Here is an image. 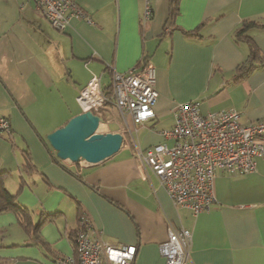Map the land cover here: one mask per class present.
Wrapping results in <instances>:
<instances>
[{
    "label": "crops",
    "instance_id": "0c3cea01",
    "mask_svg": "<svg viewBox=\"0 0 264 264\" xmlns=\"http://www.w3.org/2000/svg\"><path fill=\"white\" fill-rule=\"evenodd\" d=\"M75 1L92 23L72 17L58 30L31 2L0 0V116L11 128L10 140L0 135V171L33 224L51 213L39 231L48 251L0 245V256L11 264H43L44 255L52 256L54 264L73 251L69 235L85 214L91 234L136 246L132 264H165L159 245L169 230L181 228L191 234L185 264H264V156L244 175L218 171L217 202L196 214L175 206L137 157L154 144H172L160 130L172 126L178 102L198 99L203 114L234 108L242 123L264 118V65L233 79L247 54L233 30L245 19L264 24V0H178L174 18L170 0H150L145 21L143 0ZM250 35L264 56V29ZM141 63L155 67L154 117L134 124L109 103L95 113L101 132L123 135L118 151L90 164L56 158L40 138L82 111L76 98L91 76L109 93L113 70ZM16 224L12 211L0 212V228Z\"/></svg>",
    "mask_w": 264,
    "mask_h": 264
},
{
    "label": "built area",
    "instance_id": "2783aa9c",
    "mask_svg": "<svg viewBox=\"0 0 264 264\" xmlns=\"http://www.w3.org/2000/svg\"><path fill=\"white\" fill-rule=\"evenodd\" d=\"M144 1L143 20L151 17L150 0ZM31 2L51 25L63 30L72 17L92 23L88 14L75 0H23ZM155 67L150 63L111 73L110 92L105 93L99 77L92 75L79 91L77 101L82 110L98 111L112 103L128 114L134 124H143L155 113L158 97ZM170 128L160 130L168 145L160 142L137 152L143 166L158 179L175 206L189 208L193 213L209 211L217 202L214 180L218 171L230 175L253 172L256 158L264 156V118L250 123L240 121L234 108L203 114L200 100L176 103ZM8 118L0 116V132L10 133ZM88 217L79 216L73 236V251L59 257L54 264H132L134 244L112 243L89 232ZM189 230H169L159 245L165 264H185L189 258Z\"/></svg>",
    "mask_w": 264,
    "mask_h": 264
},
{
    "label": "water",
    "instance_id": "95a60500",
    "mask_svg": "<svg viewBox=\"0 0 264 264\" xmlns=\"http://www.w3.org/2000/svg\"><path fill=\"white\" fill-rule=\"evenodd\" d=\"M99 123L97 113L91 109L82 110L45 138L62 160L97 163L118 151L123 142L120 132L99 131Z\"/></svg>",
    "mask_w": 264,
    "mask_h": 264
},
{
    "label": "trees",
    "instance_id": "16d2710c",
    "mask_svg": "<svg viewBox=\"0 0 264 264\" xmlns=\"http://www.w3.org/2000/svg\"><path fill=\"white\" fill-rule=\"evenodd\" d=\"M178 7V0H170V16L174 18L175 14L177 13ZM253 28L257 29H264V24L259 23L254 19H245L242 23L237 26L233 30V37L235 40H243L247 44V54L245 59L239 64L234 72L233 79L238 81L243 79L246 75L251 73L252 71L262 67L264 65V56L261 53L258 46L253 41L250 31ZM196 30L192 31H184L187 35H194ZM0 135L5 137L7 140H10V133L0 132ZM42 142L47 146V148H52L47 140L40 138ZM46 139V138H45ZM23 154L25 155V166L28 165V152L26 149H23ZM56 157V155H55ZM54 160H56V158ZM57 161V160H56ZM63 166V165H62ZM64 167V166H63ZM6 175V171H0V212L3 211H12L19 225L23 228V230L28 235L29 239L33 241L35 244L39 245L45 251H48V245H46L43 240L40 238L39 231L41 226L43 225L44 221L48 219V216L51 213H44L42 212L39 216V220L33 224L31 220L30 211L24 205H21L17 199L16 195L17 192L11 193L9 192L3 183L4 176ZM75 234V232H74ZM73 235H69V238L73 241ZM31 235V238H30ZM0 264H11L9 259H0Z\"/></svg>",
    "mask_w": 264,
    "mask_h": 264
},
{
    "label": "rangeland",
    "instance_id": "374dc122",
    "mask_svg": "<svg viewBox=\"0 0 264 264\" xmlns=\"http://www.w3.org/2000/svg\"><path fill=\"white\" fill-rule=\"evenodd\" d=\"M108 105V104H107ZM106 105V106H107ZM95 112V111H94ZM102 130V125L99 126V131ZM18 226V224H16ZM16 225H14L11 229L4 225L3 228H0V245H3L1 248L3 250L6 249H13L17 248L19 246H26L25 244H34L35 243L33 241H31L28 237V235L26 234V232L23 230V228L21 227L18 228ZM22 233V234H21ZM31 238V235H30ZM15 245V247H13V245ZM11 253V252H10ZM16 256V254H13ZM46 262H42L43 264H50V261L52 260V256H45ZM9 259L7 256H0V259Z\"/></svg>",
    "mask_w": 264,
    "mask_h": 264
}]
</instances>
